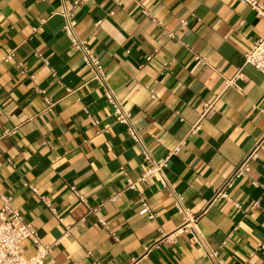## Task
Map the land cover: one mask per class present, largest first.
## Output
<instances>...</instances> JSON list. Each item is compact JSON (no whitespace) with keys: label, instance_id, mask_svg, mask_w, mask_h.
<instances>
[{"label":"crops","instance_id":"1","mask_svg":"<svg viewBox=\"0 0 264 264\" xmlns=\"http://www.w3.org/2000/svg\"><path fill=\"white\" fill-rule=\"evenodd\" d=\"M62 9L151 159L183 142L168 188L154 177L126 189L148 162L63 33ZM262 36L264 18L238 0H0V191L51 245L42 264H217L210 251L264 264V76L244 63ZM256 143L249 172L216 196Z\"/></svg>","mask_w":264,"mask_h":264},{"label":"built area","instance_id":"2","mask_svg":"<svg viewBox=\"0 0 264 264\" xmlns=\"http://www.w3.org/2000/svg\"><path fill=\"white\" fill-rule=\"evenodd\" d=\"M81 2L82 0H75V4ZM238 2L247 5L255 13L256 17L264 18L263 2L259 0H238ZM59 13L64 19L62 26L63 33L69 39H71L70 41L73 47L80 53L84 65L88 68L92 74V77H94L93 79H96L101 83L104 96H106V101L113 108L115 121L126 126L129 137L132 141L142 147V156L144 160L148 162V166L141 173V175L136 178V180H126V189L135 190L138 183H146L154 177L158 178V182L162 188H168V183L164 176V169L167 166L168 160L171 157H176L179 154L183 142H179L160 161H153L151 159L149 152L142 144L138 130L135 129L130 122L129 113L122 108L116 97L113 95V91L106 84L107 77L99 60L91 53V51L86 46V43L84 41H79L75 36L74 28L76 22L72 13L66 9H62ZM7 58L8 57H6L4 60L6 61ZM195 61L196 65L203 63V59L198 57H195ZM244 63L252 66L264 76V36L254 40L251 43V47L244 54ZM238 77L239 75H237L235 79L228 81L227 84L232 85ZM38 92L44 94V91L39 90ZM43 100L46 104V108L51 105V101L47 96L44 95ZM198 128V124L196 123L191 128L190 133L196 132ZM158 140L159 139L156 138V141ZM259 145V143H256L252 151H250V153H248L242 159V161L236 165L232 173L225 179L222 187L217 191L216 196L225 198V190L229 189L236 179L246 175L249 172L248 162L256 158V150L258 149ZM71 190L73 192L74 188ZM74 194L78 197V199H80L81 202H83L82 196L78 195L75 191ZM11 206L10 198L0 191V264H42L44 258L50 253L51 245L41 244L37 233L31 229L29 224L24 223L19 212ZM173 206L184 219L190 217V213L183 206L180 196L174 197ZM138 214L140 216H146L149 220L156 219V215L153 213L149 205L142 199L140 200V209ZM98 222L104 226V222L101 219H99ZM68 230V227H66L64 234H67ZM178 231H176V233ZM25 239H28L30 243H32L31 246L34 249V254L30 258H25L20 248L21 242ZM166 241L171 242V240H168L167 238ZM206 256L209 259H215L217 264H224L222 261L216 259L215 251H210Z\"/></svg>","mask_w":264,"mask_h":264}]
</instances>
